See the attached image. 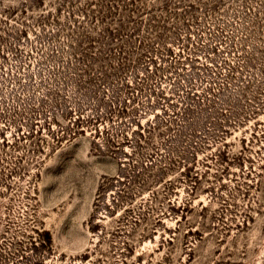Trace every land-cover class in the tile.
<instances>
[{
    "label": "rangeland",
    "instance_id": "374dc122",
    "mask_svg": "<svg viewBox=\"0 0 264 264\" xmlns=\"http://www.w3.org/2000/svg\"><path fill=\"white\" fill-rule=\"evenodd\" d=\"M0 264H264V0H0Z\"/></svg>",
    "mask_w": 264,
    "mask_h": 264
}]
</instances>
